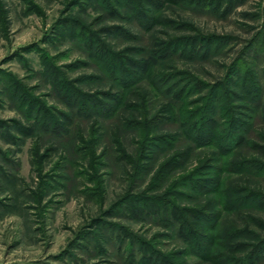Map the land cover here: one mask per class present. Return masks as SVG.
<instances>
[{
	"label": "rangeland",
	"instance_id": "obj_1",
	"mask_svg": "<svg viewBox=\"0 0 264 264\" xmlns=\"http://www.w3.org/2000/svg\"><path fill=\"white\" fill-rule=\"evenodd\" d=\"M0 264H264V0H0Z\"/></svg>",
	"mask_w": 264,
	"mask_h": 264
},
{
	"label": "trees",
	"instance_id": "obj_2",
	"mask_svg": "<svg viewBox=\"0 0 264 264\" xmlns=\"http://www.w3.org/2000/svg\"><path fill=\"white\" fill-rule=\"evenodd\" d=\"M245 141H246L245 138H236L234 142H235L237 145H240V146H241V145H243V144L245 143ZM234 142H233V143H234Z\"/></svg>",
	"mask_w": 264,
	"mask_h": 264
}]
</instances>
